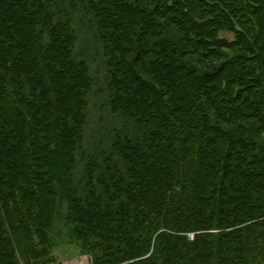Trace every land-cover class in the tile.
Wrapping results in <instances>:
<instances>
[{"label": "trees", "instance_id": "obj_1", "mask_svg": "<svg viewBox=\"0 0 264 264\" xmlns=\"http://www.w3.org/2000/svg\"><path fill=\"white\" fill-rule=\"evenodd\" d=\"M250 1L264 9V0ZM230 2L217 0L216 6ZM79 3L81 13L93 14L110 62L112 111L136 134L117 131L116 155L106 156L105 166L91 162L93 191L77 201L80 213L68 220L69 239L82 242L91 264H264V144L260 161L257 154L248 161L254 144L245 154L238 140L230 149L223 146L224 127L249 116L240 108L225 116L212 96L213 90L230 104L237 101L235 81L224 80L229 67L200 74L202 82L186 89L185 79L205 67V61L192 64L196 51L188 33L208 34L224 24L236 29L206 12L208 0H0V264H30L33 255L45 260L58 240L45 241L48 247L40 253L35 230L48 214L50 222L53 215H68L62 181L72 178L65 166L73 153L66 147L80 140L75 137L82 132L79 121L84 124L81 92L92 85L85 63L73 54L77 37L71 23ZM248 29V38H200L211 56H199L241 48L254 57L259 34ZM256 118L264 131V113ZM37 127L61 147L28 142ZM20 170L32 180L30 195L45 200L39 221L26 224L22 235L26 247L33 241L31 255H21L25 263L18 262L7 208ZM40 182H49L53 191H38Z\"/></svg>", "mask_w": 264, "mask_h": 264}, {"label": "rangeland", "instance_id": "obj_2", "mask_svg": "<svg viewBox=\"0 0 264 264\" xmlns=\"http://www.w3.org/2000/svg\"><path fill=\"white\" fill-rule=\"evenodd\" d=\"M208 1L209 6L206 12L214 14V18L221 23L224 22V19L232 22L236 29L230 25L224 24L220 27H216L208 34L196 32L193 34L188 33L196 51V56L192 64L196 67L197 64L205 61V67L204 69L197 67L199 74L193 73L192 76L187 77L185 79L187 87L184 86L187 89L190 88V85H194L195 82L198 84L201 83V79L197 78L204 72L215 73L223 65L226 66V68L229 67V76H224V80L235 81L232 85V94L234 97L238 96L235 97L237 101L230 104L223 100V96L218 95L213 90L211 91L212 96L220 103L222 108H225L226 112L223 110V113L226 114L225 116L229 117V114H231L234 108H240V110L246 109L249 116H239V120L236 121L234 126L228 128L224 127L228 134L225 136L226 141L223 143V146L224 148L228 147V149H230L232 141L238 140L237 148L241 149V154H245L247 146L254 144V146L250 148L248 161L252 159L250 157L252 154H257L258 161H260L261 157L259 155L264 153H260V147L264 144V131L259 127L256 115L259 112L264 113V9L259 10L260 7L257 8L255 6L260 4H255L250 0H231L230 3L233 6L229 3L228 6L223 5L221 7L216 6L217 0ZM210 4H213V7H210ZM78 8V12L73 15L74 21L72 19L71 23V28L74 33H76L77 37L73 47V54L78 63H85V74H88L92 85L87 91L81 92L82 95L84 93L83 99L85 101V107L83 108L84 124L82 127V123L79 121L82 132L75 137L78 138L81 136V141L79 140L77 144H71L66 147L67 151L73 153L72 163L65 166V168H69L68 170L73 171L72 178L67 177L62 181L63 192L66 193V198L68 199L66 208L68 215L66 217H62L61 214L58 217L53 215L52 222H50V216L48 214V217L41 222L40 229L37 228L34 232V243L32 240L31 243L28 242L29 247H31L33 243L39 252L42 253L41 251L44 250L41 249L48 247L45 241L50 243L51 238L54 237H56L58 241L56 242V247L55 245L53 247L55 252H51L52 248L50 250L48 247V250L46 252L44 251L45 254L48 253L45 260L44 257L37 258L33 255L34 260L32 259L30 264H44L43 261H49L46 264H91L89 256L80 249V247H82V242L78 239H74L73 241L69 239L68 233H72V230L69 227L70 224L68 220H73L79 216L80 209L78 208L77 201L85 198L93 191L90 186L94 185L95 181L87 174L91 162L95 164L96 161L99 160V162L105 166L107 164L106 160H108L106 156L111 157L116 155L113 144L116 141L117 131L122 130L124 132L125 130L128 135L136 134V129L127 123L122 115L112 111L110 62L107 59L104 46L99 39L98 33L96 34L93 14H86V12L81 13L80 10L83 8L81 3H79ZM188 12L191 13L192 10L189 9ZM224 14H233L234 18L227 17ZM237 14L238 16H235ZM237 19L242 22L243 26ZM251 27L257 30L259 34L254 57L246 54L245 50L241 48L235 51L219 50L217 51V57L203 59L199 56L200 53L211 56L208 51L209 48L203 44L202 41H199L200 38L204 39L218 36L226 37L232 41L236 39L238 34H243L244 38H248L250 34L248 28ZM198 57L200 58L199 61ZM248 57H250V59H248ZM235 61L236 64H233L232 62ZM237 82H241L242 84ZM73 83L74 82L69 81V90H71ZM224 86H226V84H224ZM68 103L70 102H67V104ZM251 106H254V109ZM40 108L41 107L37 105H33V109L37 112H39L38 110ZM47 108L48 105H42L43 112H45ZM255 110L258 112H255ZM212 115L215 118L219 116L215 111L212 112ZM54 128L60 130L57 125L54 126ZM39 139L42 141L41 144L46 145L48 149L51 147L53 149L55 147H61L58 141L54 142L52 138H48L47 135L42 133V127L35 128V134L29 138L28 142ZM60 154L63 155L64 153L61 152ZM65 158L68 160L69 156L66 155ZM19 166H22V164ZM31 181L25 179L23 177V172L20 170V175L16 176L13 189H11L10 193L12 196L8 203L9 206L7 207L8 210L12 212L13 223L11 224L10 222V232L13 230V234L16 236V241H13L15 246H13L15 247V251L20 254L19 263H25L23 259H21V255H31V249L26 247V243L22 238V235L26 234V224L32 221L34 225L36 221H39L38 218L42 215L41 208L44 207L40 206V204H44L45 202L43 198H33L30 195L32 191L31 186L33 184L30 183ZM37 190L45 192L47 190L48 192L53 191L52 185L49 182H40ZM5 217L6 213H4V218ZM45 220H47V222ZM1 221L4 222V225L9 223L4 220ZM19 221H21V224ZM51 224H55L53 232ZM5 228L7 229V226ZM193 236L194 234H191V237ZM6 239L11 238L7 237ZM50 257H54L55 260L49 259ZM7 264H14V261L7 262ZM26 264L29 263L26 262Z\"/></svg>", "mask_w": 264, "mask_h": 264}]
</instances>
